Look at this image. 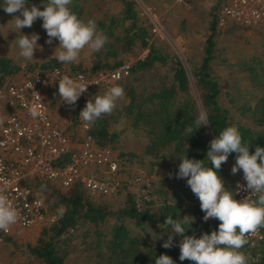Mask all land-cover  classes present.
Instances as JSON below:
<instances>
[{
    "label": "trees",
    "instance_id": "trees-1",
    "mask_svg": "<svg viewBox=\"0 0 264 264\" xmlns=\"http://www.w3.org/2000/svg\"><path fill=\"white\" fill-rule=\"evenodd\" d=\"M121 4L122 18L110 16L106 19L96 21L99 30L108 38L104 47L96 52L92 51V59L89 67L69 68L72 71H82L94 74L101 70H107L122 63L119 54L128 50L137 40L139 47L147 49L146 54L136 60L129 68L132 78L125 77L115 85H120L124 89L125 95L118 110L129 122V125L142 131L147 139L145 153L158 156L160 149L170 147L172 154L177 158L186 155L190 159L204 160L209 150L211 139L206 135L203 126L196 130L195 123L199 113L197 105L189 93V80L179 62L171 55L160 51L154 44L148 43L146 30L141 22H138L130 0H119ZM71 10L78 16L81 7L77 0H73L70 5ZM211 11V19L208 23V33L204 39L201 56L197 64L190 69L191 78L198 90L199 102L202 110L208 115L206 125L211 138L217 135L226 127L230 126V119L227 111L217 102L220 92V85L212 74L211 61L214 58V35L217 33L216 22ZM128 20V25L122 35L114 33L116 27L122 26V20ZM237 27V26H235ZM264 37V32L260 33ZM253 60V59H252ZM169 63L171 66V80L165 81L155 73L146 69L154 63ZM253 62H257L253 60ZM61 62L55 58L48 57L38 64L34 70L46 71L54 67H60ZM246 63L243 69L253 80H258V71L264 76V63L258 66ZM259 64V63H257ZM33 67V66H30ZM20 70L19 65L11 58L0 55V82L10 78ZM145 70V71H144ZM49 105H58V94L55 89L50 93ZM70 107V106H69ZM71 108V123L67 128V137L70 140L75 138L74 126L77 122L75 118V107ZM254 121L257 124L264 123V92L257 98L251 108H248ZM112 117L107 114L102 116L95 124L88 127L87 133L94 139L99 147H107L113 150V142L119 136L117 130L110 128ZM191 126L192 133L186 129ZM242 137V143L248 144L249 153L254 154L257 146L264 148V129L251 130L242 125H235ZM186 144L188 145L186 151ZM68 154L63 155L58 165L63 166L69 160ZM235 153H230L227 162L235 161ZM205 163L209 162L205 159ZM211 167V164H209ZM222 164L219 175L223 174ZM117 169L113 174L117 173ZM177 178L170 176L163 179L162 183L172 187L178 186ZM32 189L41 197L45 213L51 215V222L43 226L33 244L26 245V253L33 261L41 264H62L67 250L65 249L66 238L63 234L76 225L86 224L88 229L84 234H91L94 237V244L102 246L107 254V264H155V259L160 255L170 256L174 264H194L187 259H179V242L183 238L177 236V241L173 247L165 249L162 245L148 242L144 237L131 236L125 225V220H129L135 227H142L145 223H152L157 226H164V220L171 215L174 219H182L184 216L194 218L191 224V231H186L185 235H194L199 238L201 234L217 230L219 221H204V213L200 209V202H193L187 207L170 202L164 198L156 209H151L149 202L145 199L142 203L129 194L125 195L121 207L111 211L103 205L96 204L90 200L88 194L81 188L78 182H73L65 189L52 186L45 180L31 179L29 181ZM46 185V188H42ZM181 191L185 194V189L181 186ZM192 196L190 199H193ZM196 200L197 198L194 197ZM177 198L174 197L173 201ZM61 206L66 210L61 214ZM190 211V215L187 212ZM112 221L107 224L108 219ZM187 227V225H185ZM170 228V226L166 227ZM260 230H264L261 228ZM62 237V238H61ZM11 236H6L3 244L10 241ZM263 241V240H262ZM260 241L257 246L262 245ZM255 247V246H254ZM253 247V248H254ZM254 264H264V250L253 254Z\"/></svg>",
    "mask_w": 264,
    "mask_h": 264
},
{
    "label": "rangeland",
    "instance_id": "rangeland-1",
    "mask_svg": "<svg viewBox=\"0 0 264 264\" xmlns=\"http://www.w3.org/2000/svg\"><path fill=\"white\" fill-rule=\"evenodd\" d=\"M130 1L138 22H141L146 30L147 44H154L160 51L173 56L182 66L189 80V93L197 105L198 113H200L203 110L200 106L198 90L191 78L190 69L197 64L201 56L203 42L208 33L207 27L211 19V11L224 0H188L186 5L182 6L173 4L171 0ZM45 2L46 0H28L25 6L35 5L43 10L42 5ZM77 2L81 7L79 18L84 21L88 19L97 21L110 16L122 18L119 0H77ZM145 6L150 8L151 13H154L155 19L150 20L149 15L144 13L143 7ZM16 15H19V13L11 15L6 13L3 10V0H0V55L11 58L19 65L20 70L14 74V77H19L24 72H29L27 69L36 68L48 57L56 59L54 52L58 51L56 48L59 46V41L53 38L52 44L45 43L48 37L42 28L43 21L39 18L31 28H21L19 33L15 29L12 20ZM151 23L155 24L158 33L152 31ZM127 25L128 20H122V26L116 27L113 32L122 35ZM215 29L217 33L213 37L214 58L211 61V68L213 76L220 85L217 102L227 111L230 126L242 125L253 131L264 129V123L257 124L248 109L254 105L257 98L264 92V76L258 71V80H253L243 69L248 62L254 63L253 65L257 70H259L258 66L264 63V37L260 34L261 30L235 27L231 24L216 26ZM32 33L39 35L40 39L37 44L40 49L34 52L33 60H25L19 56L16 40L20 34L31 35ZM146 52L147 49L139 47L137 40L134 39L131 47L121 52L118 57L122 59L121 64H127L130 68ZM91 54L92 51L85 48L75 62L61 64V67L66 69H76L77 66L87 68L90 66ZM252 59L257 62H253ZM146 70L157 74L165 81L171 80L172 71L168 62L166 64L154 63L152 67ZM126 77L130 79L133 75L128 72ZM105 91L99 90L96 94L102 95ZM122 101V98L119 99L112 113L107 114L113 118L110 120V128L120 131L119 136L113 142L114 149H109L110 156L117 162L119 171L111 174L100 169H92V167L85 170V172L89 171L96 176L110 177L117 181L118 190L113 196L88 194L90 200L111 211L121 207L124 196L129 194L138 203H142L143 199L148 201L151 209H156L164 198L184 207L193 202H199L198 199H194L195 196L187 186L186 179L177 178L180 161L174 154L170 153V147L160 149L156 157L145 153L147 139L142 131L131 127L128 120L122 114H118ZM50 118L65 127L67 133L72 118L71 108L67 104L51 106ZM203 128L206 135L212 140L206 125H203ZM74 132L75 137L79 136L77 122L74 126ZM234 162L223 163L221 178L228 190H233L234 184L237 182L246 183L243 179L242 170H238L234 175L231 173ZM170 176L177 178L178 186L172 187L162 183L163 179ZM181 186L184 187L187 195L181 191ZM192 196H194L193 199H190ZM174 197L177 198L176 201H173ZM187 214L190 215V211ZM51 219V215L46 213L41 222L13 232L10 241L0 246V264H41L33 261L27 255L26 245L35 242L40 229L47 226ZM111 221L112 219L109 218L107 224ZM125 225L131 236L144 237L148 242L156 245H163L168 238L167 234H174L171 228L157 226L152 223H145L139 228L135 227L129 220H125ZM88 227L86 224H79L63 234L62 237L66 238L64 242L66 243L67 254L62 264H107V254H105L104 248L101 245L94 244V237L91 234H84ZM161 234H163V238L157 239ZM176 241L177 236L174 235L173 245ZM253 247L244 246L241 249L250 257L249 264H254V253L256 256L259 250H264V243Z\"/></svg>",
    "mask_w": 264,
    "mask_h": 264
},
{
    "label": "clouds",
    "instance_id": "clouds-1",
    "mask_svg": "<svg viewBox=\"0 0 264 264\" xmlns=\"http://www.w3.org/2000/svg\"><path fill=\"white\" fill-rule=\"evenodd\" d=\"M27 2L28 0H3V10L10 15L19 13L12 19L19 33L21 28H31L38 18L41 19L42 28L48 37L45 43L52 44L53 38L59 41L56 48L58 51H55L54 55L62 64L75 62L85 48L96 52L108 42L107 36L98 29L94 19L84 21L71 10L73 0H46L42 5L43 10L35 5L26 7ZM39 39L36 33L20 34L16 40L19 56L25 60H33L34 52L40 49L37 44ZM83 81V76L78 79L68 75L61 76L57 82L58 94L63 103L70 107L75 106L89 86ZM35 95L41 99L37 93ZM124 95L123 87L114 85L102 95L98 93L89 99L79 113L85 122V128L95 124L102 116L111 114L117 101ZM30 114L36 118L41 116L42 112L33 106L30 108ZM195 123L196 130L207 125V113L201 111ZM186 131L192 133L193 128L189 126ZM187 148L186 144V151ZM230 153L236 154L231 173L234 175L238 170H242L243 179L246 181V185L237 183L235 195L233 190L226 189L225 182L219 175L221 166L227 162ZM177 159L180 161L177 178L186 179L187 186L200 202V209L204 213L203 220L214 218L219 224L217 230L211 231L210 234L203 233L196 238L194 235H185L186 231H191L190 226L194 218L184 216L182 219H174L169 215L163 223L165 227L170 226L174 234H167L168 238L162 247H173V236L179 235L183 237L178 245L181 261L187 259L194 264H249L250 257L241 249L248 244V236L255 235L259 229L264 228V148L257 146L254 154H250L248 144L242 143L238 128L232 125L224 128L209 142L205 158L208 164L205 159L188 158L186 152ZM0 172H3L2 162ZM7 183L9 181L0 176V184ZM42 188H46V185ZM239 190L248 192L249 195L237 200L234 197ZM36 203L39 207L42 202ZM65 210L61 206V214ZM19 219L18 208L4 194L3 188H0V231H8ZM162 238L163 234L157 237ZM155 264H174V261L170 256L162 254L155 259Z\"/></svg>",
    "mask_w": 264,
    "mask_h": 264
},
{
    "label": "built area",
    "instance_id": "built-area-1",
    "mask_svg": "<svg viewBox=\"0 0 264 264\" xmlns=\"http://www.w3.org/2000/svg\"><path fill=\"white\" fill-rule=\"evenodd\" d=\"M171 1L182 6L186 5L188 0ZM143 10L149 15L150 20L155 19L149 7L145 6ZM213 17L216 26L231 24L256 28L264 32V0H224L216 6ZM153 23L152 31L158 33ZM128 72L127 64H120L94 74L72 71L60 66L43 72L38 70L24 72L19 77L13 75L0 82V162L3 165L0 176L9 181L7 184H0V188H3L4 194L13 201L20 213V219L16 224L8 231H0V246L6 236L41 222L46 215L41 197L29 184L31 179L45 180L60 189L78 182L89 195L116 194L117 181L110 177L96 176L89 171L85 172L92 167L112 174L118 166L110 156V150L97 146L87 133L88 128H85V122L79 113L99 90H107L114 86L126 77ZM63 75L73 79L83 76V82L89 84L74 106L80 134L73 140L67 137L65 127L50 118V93L55 89L58 94L57 81ZM34 92L41 99H38ZM61 105L65 103L58 94V106ZM33 106L42 112L41 116L34 118L30 114V108ZM69 152L68 162L63 166L58 165L59 159ZM237 183L234 184V195ZM239 184L246 185L244 182ZM247 195L248 192L239 190L234 198L240 200ZM36 201L42 202L39 207ZM209 221L218 220L210 218ZM262 240L264 241V230L259 229L257 234L248 236V244L245 246H256Z\"/></svg>",
    "mask_w": 264,
    "mask_h": 264
}]
</instances>
